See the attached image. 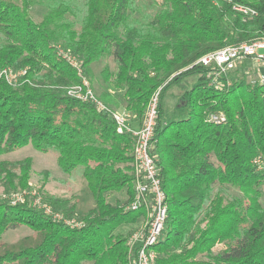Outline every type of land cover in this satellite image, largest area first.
Returning <instances> with one entry per match:
<instances>
[{"label":"trees","instance_id":"16d2710c","mask_svg":"<svg viewBox=\"0 0 264 264\" xmlns=\"http://www.w3.org/2000/svg\"><path fill=\"white\" fill-rule=\"evenodd\" d=\"M154 1L158 10L139 18L136 0H85L83 10L74 0H0V69L25 71L13 84L0 77V155L29 143L56 151L64 172L83 167L94 199L80 227L28 200H0V264H133L128 234L117 229L143 213L126 209L134 196V136L118 132L95 101L69 93L84 78L93 86L92 64L103 59L106 90L96 96L111 109L123 107L141 122L159 91L153 155L168 218L155 264H264V83L229 72L218 87L211 68L196 63L264 36V0ZM235 4L258 15L245 16ZM36 5L46 7L40 21ZM174 87L180 94L167 115ZM32 166L30 156L0 161L4 193L29 188ZM229 187L240 195L229 196ZM122 190L126 200L110 201ZM21 226L35 233L1 240Z\"/></svg>","mask_w":264,"mask_h":264},{"label":"built area","instance_id":"2783aa9c","mask_svg":"<svg viewBox=\"0 0 264 264\" xmlns=\"http://www.w3.org/2000/svg\"><path fill=\"white\" fill-rule=\"evenodd\" d=\"M234 9L248 17L258 15V11L250 6L235 4ZM260 49H264V36L257 37L251 41L227 44L204 54L196 63L204 67H210L209 73L213 75V83L218 87H222L223 83L220 80V76H227L229 72L236 71L244 61L252 60L262 66L258 81L264 83V53H261ZM63 54L82 73L80 62L69 54ZM24 73L25 71H16L10 67L0 69V77L5 78L10 84L16 83ZM227 83L230 84V79L227 80ZM69 93L86 101H95L99 109L107 110L111 114L117 124L118 132H128L134 136L135 143L132 151L134 196L127 204L126 209L133 211L142 210L144 216H142L143 221L140 227L128 234L127 245L132 252L133 264H155L158 252L155 250L154 245L162 237L168 218L166 192L153 155L155 129L159 118V91L152 96L144 118L138 126L132 125L131 121L135 117L131 112L113 110L99 100L86 78H84L83 84L71 87ZM212 119L219 122L225 118L214 115ZM25 200L17 198V200H13L10 203L17 204ZM30 204L50 214L55 219L64 220L73 227L83 225V221L80 219L64 217L60 213L52 211L51 207L41 205L40 198H35Z\"/></svg>","mask_w":264,"mask_h":264},{"label":"rangeland","instance_id":"374dc122","mask_svg":"<svg viewBox=\"0 0 264 264\" xmlns=\"http://www.w3.org/2000/svg\"><path fill=\"white\" fill-rule=\"evenodd\" d=\"M78 7H84L85 0H74ZM136 12L133 14L135 17H142L143 15H153L159 8L154 0H136ZM46 7L36 5L33 7V17L35 20L40 21ZM261 53H264V49H260ZM98 60L92 64V71L95 74L92 82V88L96 94H100L103 90H106L104 85V79L101 76V72L106 62ZM110 65V68L115 67V62L112 58L106 60ZM262 70V66L257 64L255 61L246 60L240 67L234 71L233 76L238 77L245 75L251 82L258 81L259 72ZM189 79L188 81H190ZM173 95L167 98V115H169L178 101V95L180 89L178 87L172 88ZM117 110V109H116ZM33 158V166L31 171L30 187L27 189H19L10 193H4L3 186L0 183V200H13L26 199L32 202L35 198H40L41 205H47L51 207L52 211L66 215V210L71 205H76L75 218L80 219L82 215L86 214L94 205V199L92 193L88 187L86 178L83 173V167L79 166L72 173L64 172L57 162L58 153L56 151L42 152L36 149L31 143L7 154L0 155V161L2 160H21L26 157ZM229 196L240 195V191L229 187ZM262 189L261 203L264 205V186ZM124 190V189H123ZM118 194L110 195V201L115 202L117 198L121 201L126 200L124 191ZM44 207V206H43ZM142 216L144 212L136 222L123 223L117 229L118 232L129 234L135 229H138L143 221ZM35 232L28 226H21L16 229L7 231L2 236V241L5 243H13L18 241L24 236L32 235ZM223 248V244H218L216 250ZM85 264H92L87 262Z\"/></svg>","mask_w":264,"mask_h":264},{"label":"crops","instance_id":"0c3cea01","mask_svg":"<svg viewBox=\"0 0 264 264\" xmlns=\"http://www.w3.org/2000/svg\"><path fill=\"white\" fill-rule=\"evenodd\" d=\"M109 92H111V91H109ZM117 110H125V109L123 107H120V108H117ZM131 123L134 126H138L140 124V122L136 118L134 120H132Z\"/></svg>","mask_w":264,"mask_h":264}]
</instances>
